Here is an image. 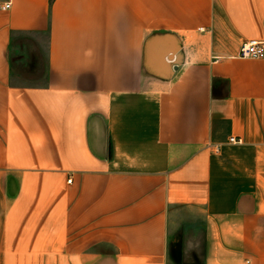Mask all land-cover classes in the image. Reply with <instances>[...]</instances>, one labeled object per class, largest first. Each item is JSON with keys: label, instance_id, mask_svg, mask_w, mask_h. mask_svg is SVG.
Returning <instances> with one entry per match:
<instances>
[{"label": "crops", "instance_id": "1", "mask_svg": "<svg viewBox=\"0 0 264 264\" xmlns=\"http://www.w3.org/2000/svg\"><path fill=\"white\" fill-rule=\"evenodd\" d=\"M18 34L47 37L42 87L11 82ZM251 40L264 0H0V264H170L177 207L204 264H264Z\"/></svg>", "mask_w": 264, "mask_h": 264}, {"label": "rangeland", "instance_id": "2", "mask_svg": "<svg viewBox=\"0 0 264 264\" xmlns=\"http://www.w3.org/2000/svg\"><path fill=\"white\" fill-rule=\"evenodd\" d=\"M46 35L18 34L10 52L12 84L42 87L47 80ZM206 223L201 210L174 208L169 220L170 264H204Z\"/></svg>", "mask_w": 264, "mask_h": 264}, {"label": "built area", "instance_id": "3", "mask_svg": "<svg viewBox=\"0 0 264 264\" xmlns=\"http://www.w3.org/2000/svg\"><path fill=\"white\" fill-rule=\"evenodd\" d=\"M9 8H10V5L8 4L3 7V10H7ZM200 30L203 31V29H200ZM239 55L242 58L263 59L264 58V41L251 40V41L243 43L240 47ZM230 142L234 144L243 143L242 139H236V138H231ZM218 150L219 148H217V151Z\"/></svg>", "mask_w": 264, "mask_h": 264}, {"label": "bare ground", "instance_id": "4", "mask_svg": "<svg viewBox=\"0 0 264 264\" xmlns=\"http://www.w3.org/2000/svg\"><path fill=\"white\" fill-rule=\"evenodd\" d=\"M260 41H264V40H260ZM248 42V41H247Z\"/></svg>", "mask_w": 264, "mask_h": 264}]
</instances>
